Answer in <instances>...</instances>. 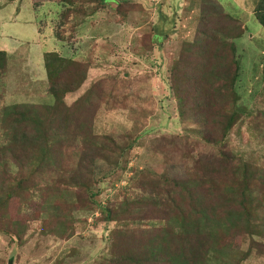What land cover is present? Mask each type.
<instances>
[{"label": "rangeland", "instance_id": "374dc122", "mask_svg": "<svg viewBox=\"0 0 264 264\" xmlns=\"http://www.w3.org/2000/svg\"><path fill=\"white\" fill-rule=\"evenodd\" d=\"M100 1H105L103 8L73 29H67L61 42L55 37L62 11L58 0H0V51L6 52L9 64L4 77L0 78V114L4 106L38 107L52 103L43 66L45 53L57 52L63 57L89 63L91 69L86 81L65 98V103L73 105L84 96L91 82L96 83L94 91L109 104H99L100 108L94 112L92 130L96 135L90 136L95 139L91 141H100L102 135L110 136L121 157L125 147L126 165L121 170L123 162L115 165L114 159L108 156L97 159L92 167V153L88 149L83 157L84 174L78 175L77 180L98 193L95 200L100 202V207H117L125 196L129 202L126 209L132 210L133 198L149 205L158 200L159 180L185 178L180 160L186 151L193 157L195 148L213 153L202 139L203 135L214 131L213 120L206 116L209 113L198 108L205 95L195 91L185 106H181L169 87L174 64L181 70L179 75L196 70L191 65V57L202 49L192 44L198 37L197 25L202 22L197 19L201 8L199 0L192 8L189 7L192 0ZM216 1L245 28L244 36L235 41L241 62L236 92L240 96L239 104L249 114L229 132L228 148L250 161L258 172L264 169L261 121L264 119V81L259 69L264 63L260 61L264 59V29L251 13L254 0H207L208 4L201 11L204 16L222 13ZM119 3L125 6L121 8L122 13L117 11ZM155 37H159L160 43ZM201 54L209 65L218 66L221 62L219 57L213 62L209 50L204 49ZM3 123L0 115V141L5 133ZM257 125L261 127L259 131L255 130ZM111 138L103 140L102 144L110 147ZM87 139L90 140L88 136ZM69 181L70 174L65 179L49 177L26 193L13 192L0 205V221H11L22 232L19 242L11 241L0 232V264H107L103 262L114 254L113 244L135 240L142 245L154 240L153 233L140 238L127 230L120 235L122 220L104 223L97 204L92 210L76 208L72 198L77 195L85 198V194ZM31 187L29 183L27 188ZM59 188L62 191L58 193ZM44 199L46 203L42 202ZM42 203L48 207L52 204L70 207V217L61 214L65 223L63 231L59 225L60 231L45 225L46 214L40 212L41 217H37ZM221 209L231 211L226 206ZM140 212L143 216L155 214V210ZM254 219L256 224L264 220V208ZM62 220L58 218L59 222ZM260 230H264V225ZM60 235L63 238H59ZM227 243L225 259L228 262L248 249V241L239 235ZM172 244L177 245V242ZM250 254L241 264H264V245L257 246Z\"/></svg>", "mask_w": 264, "mask_h": 264}, {"label": "trees", "instance_id": "16d2710c", "mask_svg": "<svg viewBox=\"0 0 264 264\" xmlns=\"http://www.w3.org/2000/svg\"><path fill=\"white\" fill-rule=\"evenodd\" d=\"M197 1H190L189 7L196 6ZM205 1L199 0L201 11L208 4ZM58 2L62 11L55 37L64 42L62 34L98 13L105 1ZM120 4V10L117 11L122 13L121 8L125 6ZM201 11L202 17L197 19L200 18L202 22L197 25L198 37L192 45H198L199 50H209L212 61L216 62L219 57L221 62L218 66L215 63L209 65L201 50L197 56L191 57V65L196 69L194 72L188 74L184 71V74L179 75L181 70L177 63L171 67L173 73L169 75V87L181 106H185L195 91L205 95L198 108L201 112L209 113L206 116L213 120L214 131L213 134H202V139L213 153H204L205 150L195 148L196 156L193 157L186 151L180 160L185 178L159 180L157 185L161 191L156 194L158 200L151 202V206L141 204L139 198H133L130 204L134 207L132 210L126 209L129 202L123 196L117 207H100V202L95 200L98 193L85 186L79 178L77 180L78 175L84 174L85 151L89 149L92 153L90 166L93 167L97 159L103 160L109 156L114 159L115 165L123 162L119 168L123 170L126 165L125 147L122 148V159L116 152L118 146L110 136L102 135L99 136L100 141H91L95 139L90 136L96 135L92 130L94 112L100 108L99 104H109L94 91L96 83L91 82L84 96L73 105L65 103V98L86 81L91 65L75 58L63 57L57 52H49L43 55V66L47 94L52 103L38 107L11 105L1 109L5 133L0 141V205L13 192L26 193L34 189L37 182L47 181L49 177L65 179L70 174L69 184L85 194V198L79 195L72 198L76 208L92 210L97 204L104 223L122 220L119 222L123 224L120 235L127 230L140 238L146 233H153L154 240L146 244L140 245L135 240L113 244L111 250L114 254H111L109 261L103 262L107 264H241L251 256L253 249L264 245V230H260L264 220L256 224L254 219L258 211L264 208V169L256 172L250 161L242 159L228 148L229 132L249 114L239 104L240 96L236 92L241 62L235 41L244 36L245 28L239 19L224 12L223 8L222 13L215 16H204ZM251 13L264 29V0H254ZM155 38L160 43L159 37ZM7 57L5 51H0V78L4 77L8 68ZM224 64L227 65L224 67ZM259 69L261 80L264 81V63ZM261 121L264 126V119ZM257 126L255 130L259 131L261 127ZM119 137L122 139L121 135ZM108 138L112 141L110 147L102 144ZM71 163L76 164L73 167ZM12 164L17 167L16 170ZM29 183L32 184L31 188H27ZM61 191L59 188L58 193ZM42 202L46 203L45 199ZM225 206L231 211L221 209ZM69 209L57 204L51 207L43 204L37 217L46 214L47 219L43 223L57 230L59 225L63 231L65 223L62 215L70 217ZM144 209L151 212L155 210L154 216H143L140 210ZM0 232L13 242H19L22 235L11 221H0ZM235 235L248 241V249L240 257L236 255L228 262L225 259L229 245L227 240L234 239ZM174 241L177 245L172 244Z\"/></svg>", "mask_w": 264, "mask_h": 264}, {"label": "water", "instance_id": "95a60500", "mask_svg": "<svg viewBox=\"0 0 264 264\" xmlns=\"http://www.w3.org/2000/svg\"><path fill=\"white\" fill-rule=\"evenodd\" d=\"M10 264V263H9Z\"/></svg>", "mask_w": 264, "mask_h": 264}]
</instances>
